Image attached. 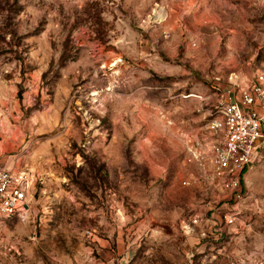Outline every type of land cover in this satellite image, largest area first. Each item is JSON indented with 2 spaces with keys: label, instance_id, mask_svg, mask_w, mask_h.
<instances>
[{
  "label": "rangeland",
  "instance_id": "1",
  "mask_svg": "<svg viewBox=\"0 0 264 264\" xmlns=\"http://www.w3.org/2000/svg\"><path fill=\"white\" fill-rule=\"evenodd\" d=\"M258 68L264 0H0V164L35 176L0 264H264V148L228 188L188 155Z\"/></svg>",
  "mask_w": 264,
  "mask_h": 264
},
{
  "label": "built area",
  "instance_id": "2",
  "mask_svg": "<svg viewBox=\"0 0 264 264\" xmlns=\"http://www.w3.org/2000/svg\"><path fill=\"white\" fill-rule=\"evenodd\" d=\"M231 89L224 95L219 114L212 116L207 130L215 139L189 143V159L202 170L201 176L215 185L235 187L240 175L251 167L264 148V69L242 82L233 73ZM34 174L0 164V221L14 216L25 220Z\"/></svg>",
  "mask_w": 264,
  "mask_h": 264
}]
</instances>
